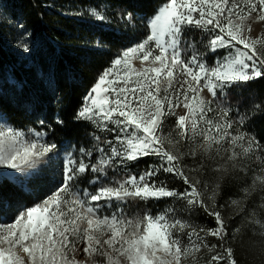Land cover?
Returning a JSON list of instances; mask_svg holds the SVG:
<instances>
[{
  "label": "snow or ice",
  "instance_id": "1",
  "mask_svg": "<svg viewBox=\"0 0 264 264\" xmlns=\"http://www.w3.org/2000/svg\"><path fill=\"white\" fill-rule=\"evenodd\" d=\"M88 12L98 21L107 19L94 8ZM250 18L264 21V0H165L149 18L146 38L100 74L76 115L113 138L93 135V145L81 146L78 157L75 149H66L61 181L39 202L13 204L0 194V207L15 209L10 219L0 218V264H202L205 251L210 259L204 264H236L216 204L222 176L209 193L208 183L201 188L192 173L203 175L211 167L216 173L247 174L256 164L243 199L264 191V144L244 128L246 114L233 119L224 100L233 85L264 77V33L250 35ZM186 30L199 31L202 39L192 40ZM26 35L17 45L25 53L30 51ZM197 43L224 52L209 63ZM169 117L175 123L166 132ZM45 135L0 123V168L20 173L37 168L57 149ZM145 157L158 163L138 174L128 168ZM186 158L195 166L188 167ZM89 172L91 188L81 190L77 181ZM161 172L182 181L183 191L158 181ZM169 198L183 206L129 211L130 202ZM231 203L239 206L240 200ZM194 208L214 217L216 227L181 215ZM210 236L221 242L222 251L209 244Z\"/></svg>",
  "mask_w": 264,
  "mask_h": 264
},
{
  "label": "rangeland",
  "instance_id": "2",
  "mask_svg": "<svg viewBox=\"0 0 264 264\" xmlns=\"http://www.w3.org/2000/svg\"><path fill=\"white\" fill-rule=\"evenodd\" d=\"M34 1V0H33ZM39 1V0H38ZM39 5L45 15H50L51 13H58L61 17L67 21H75L78 27L84 29L89 35H84L81 38V41L77 44V47L81 49L82 55L79 56L83 62L87 64L89 57L92 54H109V68L112 61L117 58L123 50L128 47L134 46L138 42L142 41L149 34V28L147 26L148 20L143 22L140 18H134L131 13L124 12L122 9L109 10L108 7L103 6L100 3H88L80 4L76 0H41ZM96 9L97 11L102 12L106 15L107 19L104 21H98L92 17L88 10ZM131 15V22H129L128 17ZM253 17L256 16L255 13L252 14ZM251 26L250 35L256 37L261 33H264V21L258 19L250 18L247 22ZM22 26V27H21ZM101 33H112L114 36H120L121 39H124L123 42H120V45L115 46L110 45L106 40H103ZM0 46L9 56L8 66H2L1 70L14 68L21 72V75L29 76L33 75L35 79H39L42 82L45 91V101L38 99L36 89L39 88L38 84H31V87L28 84H16L13 80L8 78V73L6 75V81L0 85V99L1 101H11L13 105H25L29 113H36L38 108L45 107L46 105L57 106L60 101V93L58 90L54 91L55 83V72L54 65L57 58V52L68 53L69 56H72L73 53L67 51L61 45L53 42V45L56 46V49L52 50V45L48 41L45 42L43 34L40 31L36 23L28 25L24 19V15L20 9V4L17 0H0ZM26 35V40L28 42L30 51L25 53L21 48L17 47L18 42L20 41L22 35ZM185 36L190 37L194 41H200L202 39V34L197 30H186ZM206 39V37H203ZM197 48L203 52L204 59L209 63H214L215 60L220 58V55L224 50H220L218 53H212L205 49L202 44L197 43ZM40 57H42L43 62L45 63L44 67L40 66ZM137 66L138 63H137ZM105 68V69H107ZM104 69V70H105ZM103 70V71H104ZM28 71V74L23 73ZM100 72L98 77L100 76ZM73 72L67 70L66 73L62 72L60 75L69 81L73 80ZM65 74V75H64ZM97 77V81H98ZM264 80V77L249 81L246 84L233 85L232 88L227 90V95L224 97V100L228 105L231 106L232 112L231 117L233 119L238 118L241 114H246L247 119L244 124V128L250 133L253 134L256 138V134L250 128L251 122L255 117L262 116L264 112V94L259 96L254 88H251L250 85L255 83L257 80ZM96 81V82H97ZM95 82V83H96ZM95 85V84H94ZM93 85V86H94ZM92 86V87H93ZM91 87V88H92ZM262 97V98H261ZM179 114H183V109L177 110ZM39 116L42 113L38 114ZM55 121L58 120L57 116H54ZM84 121V120H83ZM88 122V121H87ZM0 123H6L10 126H13L19 130L25 132L28 129H34L36 131H45L42 128V123L37 122L36 127L40 129L30 128V127H16L11 125L4 114L0 109ZM90 130H85L81 134V138L78 141L66 140L62 143V147L57 148L56 152L50 153L49 157H45L44 161L38 165L37 168L28 170L26 173L15 172L14 170L0 168V177L6 175L10 179H13L18 188H20L26 194H36L38 193L39 200H42L46 197L49 192L54 189L62 179V167H63V156L65 150L75 149L73 155L79 156V148L81 146L90 148L93 143V135H107L108 139H112V134L101 133L90 123ZM175 123V117H169L166 121L165 131L167 132ZM88 131V132H86ZM44 140L49 143H54L52 140H47V134L44 137ZM96 153L93 154V159L96 157ZM87 159V158H85ZM189 159L190 158H186ZM185 159V160H186ZM158 161L155 157H145L138 161L132 162L128 165V168L135 172L139 173L140 171L145 170L149 165L157 164ZM188 167L195 166L194 163L188 164L184 161ZM259 166L253 164L247 171L249 175H254L253 170H258ZM109 176L114 175L112 170H109ZM223 175V173H218ZM93 174L86 173L84 176L77 181L80 189L91 188L88 181ZM193 176H198L196 173H192ZM32 176L36 177L34 180H31L30 184H26L28 179ZM158 181H164L167 183L169 188H174L178 191H183L185 185L179 179H176L173 175L168 173L161 172L156 178ZM21 185H27V188H22ZM234 199V198H233ZM229 199L228 204L231 206L229 212H221L226 227H227V240L228 242L233 240L235 233H237L242 225L243 221L250 225L243 232V237L249 240L254 238L256 243V252L254 254L255 264H264V235H261V232H264V229L260 227L255 221L259 220L261 223H264V218H257L255 215H252V212L241 211L242 206L233 205ZM207 202V198H205ZM138 204H129V211L134 212L139 209H150L152 213H156L159 210L163 209L166 205H175L177 207H182V201H176L171 198L164 200H150V203L146 206H140ZM145 205V204H143ZM6 207V206H5ZM15 210L8 211L1 215L0 218L10 219L14 215ZM194 213H199L200 215L195 217ZM181 215L189 219L193 224L204 226L206 228L216 227V222L214 217L209 216L203 209L194 208L188 212H182ZM238 219V220H237ZM229 220L234 221L230 223ZM233 226V227H232ZM250 228V229H249ZM209 244H216L218 247L220 241L215 237H208ZM220 242V243H219ZM226 247L228 245H225ZM231 247V246H228ZM217 251H222V249H217ZM214 254V253H213ZM203 261L210 259V254L206 251L202 253ZM78 259L81 258L79 255ZM225 264V262H221Z\"/></svg>",
  "mask_w": 264,
  "mask_h": 264
},
{
  "label": "trees",
  "instance_id": "3",
  "mask_svg": "<svg viewBox=\"0 0 264 264\" xmlns=\"http://www.w3.org/2000/svg\"><path fill=\"white\" fill-rule=\"evenodd\" d=\"M20 4V9L24 15V19L28 25L36 23L40 31L43 34V38L52 45V50L56 49L53 42L61 45L67 51L72 52L73 55L69 56L68 53L57 52V58L54 65L55 83L54 91L58 90L60 93V101L56 106L46 105L45 107L38 108L36 113H29L25 105H13L11 101H1L0 109L7 121L16 127H30L40 129L36 127L37 122H43L42 128L47 134V140H53L57 148L62 147V143L66 140L78 141L81 138V134L85 130H90V125L87 121L76 119V115L84 103L85 96L90 91L91 87L97 81V77L100 72L109 66V54H92L89 57L87 64L79 59L82 55L81 49L77 47V44L81 41V37L89 35L86 31L78 27L75 21H67L61 17L58 13H51L45 15L42 11L39 1L41 0H17ZM80 4L88 3H100L103 6L109 8V10L122 9L124 12L131 13L134 18H140L143 22H146L151 16H153L159 6L165 2V0H76ZM1 35V34H0ZM103 40H106L110 45H120L124 39L120 36H114L112 33H101ZM57 50V49H56ZM55 51V50H54ZM40 66L44 67L45 63L43 58L40 57ZM9 56L0 46V85L6 81V75L13 80L16 84H38L36 93L38 99L45 101V91L42 82L39 79H35L33 75L22 76L21 72L17 69L10 68L1 70L2 66H8ZM67 70H71L73 73V80L69 81L62 77L60 73H66ZM23 73L28 74V71ZM65 75V74H64ZM251 88L257 92L259 96L264 94V80H257L250 85ZM262 98V97H261ZM42 113L41 116L38 114ZM57 116L58 120L55 121L54 116ZM62 121L63 123H59ZM250 128L256 134L260 143L264 144V112L262 116L255 117L251 122ZM88 132V131H86ZM188 164H196V161L192 159H186ZM199 179L202 181L201 188H203V182H207L209 185V193L212 185L217 182V178L222 176L220 193L217 196L216 204L217 209L221 212H229L231 206L228 204L229 199L240 200V205L244 212H252L257 218H264V191L257 190L251 193L246 199H243V189L251 184L252 176L243 172H229L219 175L211 170V167H206L204 174L200 175L196 173ZM37 177V176H36ZM36 177L32 176L26 184H30L31 180ZM0 194L6 201L14 203H22L24 205H32L39 202L38 193L26 194L20 188L9 182L4 177H0ZM208 193H205L207 198ZM140 206H146L150 203L143 205V202H139ZM6 206V207H5ZM0 207V217L8 211L15 210L14 207L5 205ZM195 217L199 216V213H194ZM223 214V213H222ZM238 220V219H237ZM230 223L234 221L229 220ZM248 225L243 221V225L237 233H235L233 240L228 242V246H231L233 250V257L236 264H255L254 254L256 252V243L254 238L247 240L243 237V232L247 229ZM233 227V226H232ZM250 229V228H249ZM220 243V242H219ZM227 246V247H228ZM219 249V247L217 248Z\"/></svg>",
  "mask_w": 264,
  "mask_h": 264
},
{
  "label": "water",
  "instance_id": "4",
  "mask_svg": "<svg viewBox=\"0 0 264 264\" xmlns=\"http://www.w3.org/2000/svg\"><path fill=\"white\" fill-rule=\"evenodd\" d=\"M5 178L9 179L11 182H14L12 179H10L9 177H7L6 175H3Z\"/></svg>",
  "mask_w": 264,
  "mask_h": 264
}]
</instances>
